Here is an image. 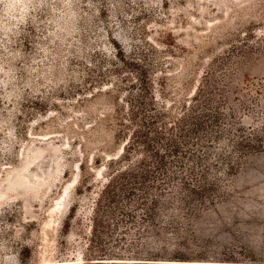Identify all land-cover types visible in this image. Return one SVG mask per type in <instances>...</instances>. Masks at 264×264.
Masks as SVG:
<instances>
[{
    "label": "rangeland",
    "instance_id": "obj_1",
    "mask_svg": "<svg viewBox=\"0 0 264 264\" xmlns=\"http://www.w3.org/2000/svg\"><path fill=\"white\" fill-rule=\"evenodd\" d=\"M0 264H264V0H0Z\"/></svg>",
    "mask_w": 264,
    "mask_h": 264
}]
</instances>
